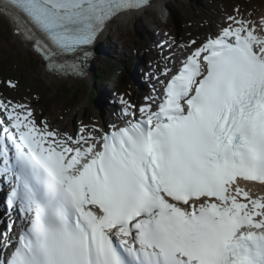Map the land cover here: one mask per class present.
Returning <instances> with one entry per match:
<instances>
[{"label": "snow or ice", "instance_id": "snow-or-ice-1", "mask_svg": "<svg viewBox=\"0 0 264 264\" xmlns=\"http://www.w3.org/2000/svg\"><path fill=\"white\" fill-rule=\"evenodd\" d=\"M146 4L2 7L51 72L79 75L77 54ZM228 20L186 56L155 108L141 106L135 119L121 97L133 119L99 136L60 134L28 105L0 100V178L22 222L0 264H264V195L241 185L264 186V39L248 21Z\"/></svg>", "mask_w": 264, "mask_h": 264}, {"label": "rangeland", "instance_id": "rangeland-1", "mask_svg": "<svg viewBox=\"0 0 264 264\" xmlns=\"http://www.w3.org/2000/svg\"><path fill=\"white\" fill-rule=\"evenodd\" d=\"M234 6L241 8L237 9L238 13L242 11L249 14L256 11L257 18H264V0H240V3L239 0H169L166 1L165 8L149 7L144 12L138 11L137 15H127L109 25L103 39L95 45V57L85 67L87 70L83 75H65L62 78L44 71L39 58L21 42L9 22L0 15V91H5L2 85L5 79L18 80V87L11 90L17 94L13 98L32 102L36 116L45 119L50 129L58 127L65 133L74 130L76 132L81 122L83 125L96 124L112 100L114 88L121 85L112 80L109 74L98 77L106 61L105 65L109 64L115 70H121L120 78H129L123 84H134L138 77L134 68L130 67V60L140 58L146 52L144 45L154 46L160 40L169 38L168 34L174 33L175 24L180 25L186 40L196 37L197 32L206 35L222 20V9L233 13L237 8ZM168 7H171L177 20L171 15L164 17ZM203 16L208 19V27L201 21ZM190 22H194V29L189 26ZM123 23H126L125 26ZM196 25L198 29L195 28ZM149 57L148 54L146 58ZM154 57L157 56H151ZM110 70L109 68V72ZM134 85L138 87V84ZM146 93L144 88L142 94ZM5 95L12 98L11 94ZM88 95L94 97L90 104H87Z\"/></svg>", "mask_w": 264, "mask_h": 264}, {"label": "bare ground", "instance_id": "bare-ground-1", "mask_svg": "<svg viewBox=\"0 0 264 264\" xmlns=\"http://www.w3.org/2000/svg\"><path fill=\"white\" fill-rule=\"evenodd\" d=\"M166 1L167 0H160V1H154V2H152L150 5L153 7V9L154 8H157V7H159L160 6V8H161V6H163L164 7V5L166 4ZM130 14H132V15H137V12H129V13H123V14H120L119 16H117L116 18H114L108 25H107V27L103 30V32L99 35V37H98V39H97V41L95 42V44H94V46L97 44V42H99V41H101V39H103V37H104V33H105V31L106 30H108V28H109V25L110 24H113V23H115L116 21H119L120 20V18H123V17H125V16H127V15H130ZM136 20H137V17H136ZM124 24V26H125V24L126 23H123ZM15 35L16 36H18L16 33H15ZM262 39H264V37H261ZM95 56H93L92 58H90V60H87L86 61V63L83 65V71L82 72H85L87 69L85 68L86 66H87V64L94 58ZM139 69V68H138ZM47 74H51V73H49V72H47V71H45ZM51 75H55L56 77H58V78H62V76H58L57 74H51ZM78 76V75H77ZM112 106H114V107H116V104L114 103V104H111ZM98 118V117H97ZM119 120H120V118H119ZM69 121V120H68ZM37 123L39 124L40 123V121H39V119H38V121H37ZM98 123L100 124L101 123V121H100V119H99V121H98ZM49 125V124H48ZM100 128H104V127H101V124H100ZM87 129V128H86ZM52 130H56L55 128L54 129H52ZM87 131H90V127H88V129H87ZM82 134V133H81ZM83 134H87V133H83ZM68 135V134H67ZM96 135H100L99 133H97ZM241 185L242 186H246V188H250L251 189V192H252V194L255 196V195H264V187H262V186H259V185H253V184H247V185H245V184H242L241 183Z\"/></svg>", "mask_w": 264, "mask_h": 264}, {"label": "trees", "instance_id": "trees-1", "mask_svg": "<svg viewBox=\"0 0 264 264\" xmlns=\"http://www.w3.org/2000/svg\"><path fill=\"white\" fill-rule=\"evenodd\" d=\"M247 1H248V0H247ZM239 3H240V0H239ZM244 4L246 5L247 3L245 2ZM172 12H173V11H172V9L170 8V9H169V13H170L171 17L173 18L174 16H173ZM174 18H175V17H174ZM175 20H177V18H175ZM177 23H178V21H177ZM106 62H107V61H106ZM106 62H105V63H106ZM105 63H104V65H102L103 69L100 70V73L98 74V77H99V78H102V77H101L102 74H105V73H106V74H109V75H110L111 77H113L114 79L119 78V75L117 74L118 71L115 70L113 66H111V65L109 66V64H106V65H108V66H106ZM109 68L111 69L110 72H109ZM1 70H2V69H1ZM1 72L3 73V70H2ZM107 72H109V73H107ZM119 79H120V78H119ZM128 80H129V78L126 76V77H125V81L127 82ZM62 92H64V89H62ZM66 92H68V91H66ZM10 93H12V92H10ZM15 93H16V92H14L13 94L15 95ZM84 96H85V95H84ZM87 97H88V98H87V100H88V101H87V104L92 103V102H93L92 100H93L94 97L91 98L90 95H88ZM84 104H85V103H84ZM82 106H84V105H82Z\"/></svg>", "mask_w": 264, "mask_h": 264}]
</instances>
